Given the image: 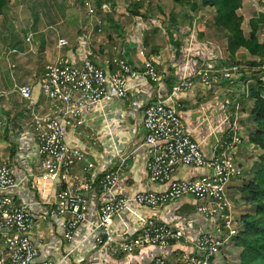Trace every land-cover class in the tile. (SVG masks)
<instances>
[{
  "label": "built area",
  "instance_id": "1",
  "mask_svg": "<svg viewBox=\"0 0 264 264\" xmlns=\"http://www.w3.org/2000/svg\"><path fill=\"white\" fill-rule=\"evenodd\" d=\"M82 6L90 19L89 25L93 27L94 21L95 29L79 31L77 47L82 49L81 60L71 62L58 56L44 67L38 97L47 105L48 112L42 113L38 98L32 96L31 85H14L11 91L28 104L26 113L30 121L25 128L26 135L35 146L36 157L32 165L36 173L28 175L24 185L23 180L16 179L15 166L22 160L23 154L16 142L12 146L14 153L11 159L0 157V264H57V261L38 260V250L30 239L35 223L31 206L19 201L14 193L23 186L32 191L40 186V191L44 186L54 185L58 190L46 214L49 218L62 219L59 231L63 245L69 246L77 227L88 221L87 207L93 203L95 211L93 220L89 222L88 236L92 238L95 248H109L110 251V246L114 244L111 227L115 217L133 208L154 210L190 196L197 204L194 216L185 221V228L196 227L198 233L193 241L184 235L182 228L146 220L138 227L135 236L120 244L117 251L113 249L112 253L131 255L149 246L167 248L189 244L188 253L175 259L158 256L149 264H212L221 250L233 243L241 229L226 194L230 181L241 175L231 156L233 146L240 143L238 125L241 102L238 93L244 91V98H247L248 86L255 83L247 77L251 72H258L259 80L264 85V60L256 66L239 65L225 59L214 64H201L193 74L182 77L171 86L169 92L164 93L162 77L153 62L144 58L143 48L138 51L142 63L136 66L129 64L122 56L105 60L110 70L90 60V38L101 31V25L96 20L92 0H85ZM25 41L30 42V38ZM55 47L58 50L67 48L69 42L58 38ZM15 53V50H10L7 57ZM188 59L187 53L186 62ZM242 75L244 79H240ZM135 79L140 84H150L155 88L141 113L139 128L143 136L133 144L130 152L115 155L113 163L99 178L96 191L91 180L94 165L82 151L65 144L66 128L79 131V135L85 134L84 116L91 114L93 109L111 102L127 105L130 101L127 81ZM216 82L225 83L231 94L235 95L219 123L228 124L230 137L226 141L216 140L215 147L220 151L213 149L209 156H205L169 102L175 94L188 90L195 83L207 87ZM203 121L208 122L206 118ZM139 150L146 158L148 182L166 184V190L144 191L129 197L115 195L113 190L127 161L133 159ZM79 165L83 169L80 175H76L73 168ZM181 167L200 168L207 170V173L187 180H174V173ZM99 193L106 197L104 201H98ZM32 205L34 207L38 203L33 202ZM66 250L60 261L73 253L71 247Z\"/></svg>",
  "mask_w": 264,
  "mask_h": 264
},
{
  "label": "crops",
  "instance_id": "2",
  "mask_svg": "<svg viewBox=\"0 0 264 264\" xmlns=\"http://www.w3.org/2000/svg\"><path fill=\"white\" fill-rule=\"evenodd\" d=\"M11 2L12 0H9L8 4ZM17 4L18 2L16 1L14 6ZM7 6L9 7V5ZM110 11L104 8L103 13L107 15ZM130 11L129 9V13ZM129 13L127 11V18L130 24L125 29V32L124 26L121 23L113 22L109 28L117 30L124 36V42L127 45H124L123 52H125L124 54L129 64L135 66L140 65L142 59L138 56V51L141 48L144 49V58L153 62L162 77L164 93L169 92L171 86L182 77H188L193 74L201 64H214L216 61L225 59L224 53L229 56L228 52L220 49L216 46V42H212L211 40V37L217 40L225 38L216 26L212 28V32L208 36L209 39L204 38L205 29L201 37L196 33L195 26L192 29L190 28V32L186 28L185 30H180L177 36L173 37L170 34L171 38L167 37L169 45L166 49L162 50L158 47L159 44H155L153 37L154 30L151 28V25L144 23V20L149 22L148 19H151V16H142L140 12H138V15ZM66 17L70 25H64L59 30V33L55 35L56 38L53 47H43V42L47 39L45 36V40H40V44L34 46V48L36 47L34 50L35 57L27 59V61H30L32 58L34 63L36 61H42V64H44L40 67L41 69H37L34 64H30L29 66L32 68H30L29 73L33 75L30 76L27 72L21 74L19 71L14 70V76H12L15 86L31 85L32 96L33 98H38V106L41 107L42 113L48 112L47 105L38 97L44 67L58 56H62L71 62L81 60L83 57L82 49H78L77 47L79 43L78 34L81 29L80 23L82 25V23H86L88 20L85 18V14H82L80 11L79 14L77 11H71ZM184 27H178L177 25L174 28L178 30ZM71 30L74 32L72 37L69 36ZM190 36L194 39L196 36V38L205 39L204 43L199 44L202 47L197 48L196 41H191ZM58 38L66 39L69 42V47L58 50L55 47V42ZM98 38L101 37L95 34L91 36L89 58L95 65L102 68L106 66L110 70V67L105 64V60H109L114 56L109 55L107 57L106 50L101 46L103 45L107 48L113 47L117 51L120 43L108 45V41H105V44H103L99 42ZM91 41H93L92 45ZM177 45L178 47H176ZM82 46L84 51V44ZM108 50L109 54L114 51ZM239 50L235 52V58L239 53H242ZM187 53L189 54V59L186 62L185 57ZM36 54L38 55L36 56ZM18 56L14 57V60H17ZM24 61L25 59L23 58L20 60V66L28 64V62ZM127 87L129 88L130 98L127 105L111 102L105 104L102 108L97 107L93 109L91 114L84 116V126L86 133L89 134L88 139L79 137V131L74 132L73 129L69 128H66V134L63 138L65 144L82 151L89 161L93 163L94 169L91 171V180L96 191H98L96 186L99 178L104 170L113 163L115 155L125 151L130 152L134 148L133 144L139 142L143 136L139 128L141 113L146 102L154 94L155 88L150 84H140L138 79L128 80ZM0 88L5 89V84H2L1 81ZM11 88L12 85L9 89L0 90V157L6 158L13 156V143L16 142L18 144L23 154L22 160H19L15 166L14 175L17 180H23L24 185L27 182L26 177L36 173V169L32 165L36 157L35 146L28 138L29 136L26 135L27 129L25 126L30 121L26 113L28 104L11 93ZM240 91L238 95H240ZM234 97L235 95L231 94V90L223 82L211 83L207 87L195 83L188 90L175 94L169 102L177 111L193 142L199 145L203 155L209 156L213 149L219 152L220 149L215 147V141H226L230 137L228 134V124L219 123L224 114V110L226 108L229 110L230 103ZM239 101L241 102L238 125L240 143L233 146L231 156L233 160L237 161L236 164L241 171V175L231 180L226 190L233 216L237 220L242 214H250L253 212V206H250V204L245 203L241 199L238 190L244 183L247 184L250 182L254 176V172L249 170L247 164L251 160L253 161L254 158L251 160L247 158L250 157L252 149L254 150L253 152H256V148L248 144L247 138L253 132L254 127L251 122L250 111H245L244 105L242 106V104H247L249 99L239 97ZM204 118L207 119V123H204ZM248 127L251 128L248 129ZM249 146L252 148H249ZM145 161L146 158L142 150L137 151L133 159L127 161V165L113 190L115 195L129 197L144 191L164 192L166 190V184L161 185L148 182L145 173ZM82 169V165L76 166L73 168V173L80 175ZM206 173L207 170L200 168L181 167L176 170L173 179L187 180L205 175ZM39 189L40 186L38 190L32 191L23 186L22 188H17L14 193L19 198V201L30 204L31 206L35 223L31 231L30 239L35 244L39 254L38 260L41 261H57V264H149L158 256L175 259L179 255L186 254L190 251L189 244H186V246L177 244L167 248L149 246L131 255L113 254V249L117 251L120 244L126 242L131 236H135L138 227L145 223L146 220H152L156 224L182 228L184 235L190 241H193L198 233L196 227L188 226L185 228V221L194 216V207L197 204L194 198L188 196L154 210L133 208L130 212L115 217L112 220L111 227L114 238V244L110 246L112 248L111 251L109 248H95L93 242H91L92 238L88 236L89 222L93 220V213L95 211V205L90 203L86 212L88 221L81 223L77 227L72 243L66 246L67 244L63 245L59 231L62 219L49 218L46 214L48 207L50 208L54 202V196L58 187L55 185L53 187L44 186L40 191ZM98 196V201L100 202L106 198L100 195V193ZM33 202H37L38 205L33 207ZM241 210L244 212H240ZM69 247L73 249V253L65 260L60 261V258L67 251L66 248L68 249ZM232 251L239 254L240 250L231 243L221 250L212 264H216L219 258L225 259Z\"/></svg>",
  "mask_w": 264,
  "mask_h": 264
},
{
  "label": "rangeland",
  "instance_id": "3",
  "mask_svg": "<svg viewBox=\"0 0 264 264\" xmlns=\"http://www.w3.org/2000/svg\"><path fill=\"white\" fill-rule=\"evenodd\" d=\"M16 1L18 4L14 6ZM84 1L85 0H83V2ZM185 1L188 2L186 4H182L181 2H176L175 0H110V3L104 5L105 8L111 10L109 14L105 15L103 11H97L98 13L96 20L100 22L101 31L99 33H95V35H99L101 37L98 38V40L103 44H105V41H108V45H111L112 43H120L119 49L117 51H115L113 47L107 48L106 46H101L104 48V50H106V53L108 54L107 57H109V55L116 57L115 55H117L126 59V55L124 54L125 52H123V48H125L124 45H127V43L124 42V36L117 30L109 28V26H111L113 22L121 23L124 26L125 32V29H127V26L130 24L127 18V11L129 13L130 9L140 12L142 16H151V19H148L149 22L144 20V23L151 25V28L154 30L153 37L155 39V44H159L158 47L162 50L168 47L169 43L167 42V37L171 38L170 34H172L174 37L180 33V30H185L186 28L192 29L194 24L191 25V22H197V19L199 18L202 19L201 24L204 25V38L209 39L208 36L212 32V28L215 27V10L213 8L201 7L199 4L201 0ZM135 2L138 3V7H133ZM8 5L9 7L7 6L4 13L0 15V81L2 84H5V89H9V87L12 85V90L13 86L15 85L13 83L14 80L12 77L14 76V70L19 71L21 74L23 72L24 74L27 72L31 76L33 74L29 73L30 68H32L29 66L30 64H34L37 69L43 66L44 63L42 64V61H36L34 63L32 58L30 61H27L28 58L35 57L34 50L36 47L34 48V46H38L40 44V40H45L44 38L46 36L47 39L43 42V47H53L56 38L55 35L59 33V30L62 29L64 25H70L66 16L70 14L71 11H77L78 14L79 11L82 14H86V12L78 0H12V2ZM193 7H196L197 9L193 10ZM257 14H264V0H242V5L237 11V15L241 17L242 22L240 26L245 34H247L249 31V20L256 17ZM86 19L88 20L86 23H82V25L80 23L81 29H95L94 21L92 23L93 27H91L89 25L90 19ZM177 25L178 27H185L177 30V28H174ZM219 31L225 38H222V40H217L216 38L211 37V40L212 42H216V46H218L220 49L229 53L227 40V38H229V34L223 29H219ZM70 32L69 36L72 37L74 32L72 30ZM196 37L194 39L192 36H190V39L191 41H196L197 48H200L202 46L199 44L204 43L205 39H199ZM26 38H30V42H26ZM258 38L260 42H263L264 27L259 29ZM92 43L93 41H91V45ZM12 49L16 50L17 54L7 57V52ZM108 49L114 50L113 53L109 54ZM239 52L243 53L245 51L239 50ZM19 53H21V55H19ZM242 53H239L236 58L235 56L230 58L226 53H224V61L232 63L243 62L247 66H250L251 62H256L255 57L248 55L246 52L243 54ZM37 55L38 54H36V56ZM17 56V60H14V57ZM22 58L25 59L24 62H28V64L20 66V60ZM251 75L252 74H248L247 77H250ZM9 79L11 80L9 81ZM1 89L3 88H0V90ZM243 105L246 109L245 111L248 110L249 112L251 109V101L249 100L247 104H242V106ZM250 128L251 127H248V129ZM247 135L249 134L247 133ZM79 137L88 139L89 134L85 132L84 135H80ZM249 148L252 147L249 146ZM255 150L256 152H253L254 150L252 149L250 157L247 158L248 160L254 158L253 161L251 160L249 163H247L249 170L254 172V174L257 168L256 165L258 164V156L261 154L257 148ZM11 157L8 156L6 158L11 159ZM234 162L236 163L237 161L234 160ZM252 180L253 178L250 181ZM240 212L243 213L244 211L241 210ZM237 255L239 254L235 253V251H232L225 259L219 258L216 264H237Z\"/></svg>",
  "mask_w": 264,
  "mask_h": 264
},
{
  "label": "trees",
  "instance_id": "4",
  "mask_svg": "<svg viewBox=\"0 0 264 264\" xmlns=\"http://www.w3.org/2000/svg\"><path fill=\"white\" fill-rule=\"evenodd\" d=\"M94 8L99 11L103 6L110 3V0H92ZM186 4L188 1L175 0ZM9 0H0V15L3 14ZM201 7L213 8L215 10L214 25L217 29H223L229 34L228 51L232 58L236 51L243 49L248 55L255 57L256 62L250 66L260 65L264 60V40L259 42L258 31L264 27V14H257L248 22L249 31L247 34L241 29V17L237 11L241 8L242 0H201ZM113 5V4H111ZM140 6V4H139ZM133 7H138L135 2ZM196 10V7L192 8ZM130 14L138 15V12L131 10ZM202 19L191 22L195 31L200 36L203 33L204 25ZM191 27V26H190ZM189 28V32H190ZM178 47V45L176 46ZM257 61H259L257 63ZM239 65H246L239 62ZM250 79L255 83L248 86L247 98L251 101L250 118L254 126V132L248 136V144L257 148L261 154L258 156V164L253 180L242 185L238 192L241 199L253 206V212L242 214L238 223L241 226L240 232L233 240V246L240 250L237 264H264V85L259 80L258 72H251ZM241 76L240 79H244ZM244 99V91L240 94Z\"/></svg>",
  "mask_w": 264,
  "mask_h": 264
},
{
  "label": "clouds",
  "instance_id": "5",
  "mask_svg": "<svg viewBox=\"0 0 264 264\" xmlns=\"http://www.w3.org/2000/svg\"><path fill=\"white\" fill-rule=\"evenodd\" d=\"M80 1V4L82 5V0H79ZM93 2V1H92ZM93 6H94V3H93ZM104 6H103V10H100V11H104ZM95 10H96V12H95V17L97 16V11H99L97 8H95ZM85 18H88L87 16H86V14H85ZM56 43V42H55ZM14 50V49H13ZM16 51V50H15ZM8 53V52H7ZM15 54H17V51H16V53ZM15 54H12V55H15ZM6 56H7V54H6ZM9 56H11V55H9Z\"/></svg>",
  "mask_w": 264,
  "mask_h": 264
}]
</instances>
